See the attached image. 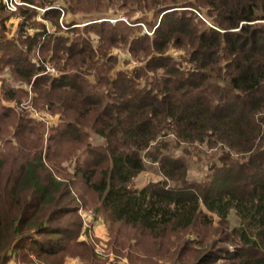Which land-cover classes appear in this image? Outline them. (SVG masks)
Instances as JSON below:
<instances>
[{"label": "trees", "instance_id": "1", "mask_svg": "<svg viewBox=\"0 0 264 264\" xmlns=\"http://www.w3.org/2000/svg\"><path fill=\"white\" fill-rule=\"evenodd\" d=\"M84 1L17 0L20 25L7 34L0 0V66L29 85L31 106L59 116L44 139L22 110L0 106V264H104L81 236L91 229L79 186L97 196L108 229L98 245L115 262L264 264V0H117L134 25L86 13ZM118 46L136 66L112 78ZM169 135L223 147L220 168L190 182L162 154ZM147 160L163 180L131 188Z\"/></svg>", "mask_w": 264, "mask_h": 264}, {"label": "rangeland", "instance_id": "2", "mask_svg": "<svg viewBox=\"0 0 264 264\" xmlns=\"http://www.w3.org/2000/svg\"><path fill=\"white\" fill-rule=\"evenodd\" d=\"M3 1V0H2ZM9 8L13 7L14 9H7L8 10V19L5 20L6 25V31L2 29V22L0 20V33L5 32L9 34H16L18 26L20 25V18L18 16V13L16 12L18 5L17 0H7ZM18 5V6H17ZM6 7V6H5ZM77 8L82 9L86 11V13H112L111 15H108V19L103 17L102 15L98 16V21H101L103 19H106L110 22H115L116 20L123 21L126 25H134L128 23V18L126 16H123L121 14H116V12H125V9L123 8V5L117 0H91V1H84L82 4H77ZM14 10V11H13ZM44 10V9H43ZM41 8H38L36 11L40 12L43 11ZM195 15L199 18L202 17L196 10L193 11ZM1 15V11H0ZM99 15V14H98ZM78 15H71L68 14L66 19L67 22L77 17ZM80 17V16H79ZM116 19H112L115 18ZM148 18H151V16H148ZM133 19H136L135 16L132 17L131 21H134ZM152 21H154V25L157 23V18H151ZM204 20V19H203ZM130 21V20H129ZM38 23H41L40 17H38L37 20ZM82 22H85L82 20ZM206 25L208 24V21H205ZM11 24V26H10ZM140 24V23H139ZM142 24V23H141ZM39 25V24H38ZM143 25V24H142ZM141 30L146 31L148 34H151V29L145 26V24L142 26ZM48 26V25H47ZM141 34H144L142 32ZM126 47L125 46H118L117 48L111 49L110 55L113 58H116V63L113 69L110 71V74L112 75V78H116V73L118 71H125L129 72L133 70L136 66L135 62L131 59V57L128 55ZM167 54L170 55L175 62L182 63L184 62V65L188 67L187 60L188 56L186 55L185 50H176L174 48L169 49L167 51ZM53 70V71H48ZM45 71L47 73H56L55 68L52 65H47L45 68ZM8 90L12 89V91L18 92L20 90L21 92H24L19 100H6L3 96L2 90ZM211 91L210 93H212ZM227 96V94L222 95ZM31 93L29 89V85L26 83L21 84L18 81H15L10 76V70H6V68H2L0 66V106L1 108L7 109H20L23 111V114L28 115V119H30V124L33 122L35 124H39L40 126L44 127V133L43 138L46 139L48 133H50L51 128L57 127L59 124V116L57 114H53L50 111L47 110H41L36 109L35 107L31 106ZM18 101L21 103L19 104ZM0 118H1V112H0ZM3 135H0V149H3L4 142H3ZM101 140H96L95 142L100 143ZM164 143L167 144V147L165 150L162 151V154L168 157L179 159L181 162L184 163L187 171V179L190 182H196V183H202L207 181L216 171V169L220 168L221 164L218 161L219 158L222 156L223 153H227L223 147H220V150L209 149L208 146L199 144V143H189V144H181L178 142L173 141V137L171 135L163 138ZM167 141V142H166ZM163 143V144H164ZM2 151V150H0ZM84 156V155H83ZM231 159L234 158L233 156H230ZM71 162L74 163V161L69 160L66 162H63L61 165H58L57 168H59L63 174L68 173V168L71 167ZM82 163V162H80ZM146 169L145 172H142L139 174L131 183V188H141L149 181H159L163 180V177L160 176L158 172V167L156 163H153L149 160H147ZM7 165H10V161H8ZM64 178L68 179V176H63ZM78 189L82 192L83 198L85 199V206L82 205L81 209L79 210V216L82 219V228L83 229H91V233H83L81 235L84 239H88L91 243H94L96 254L99 256H103L104 264H128L124 259H120L115 262L114 258L111 257L110 254L105 253V251L98 245L101 241L104 239H107V232L108 229L106 225L104 224L103 218L100 216V214L95 211V208L97 207V196L88 190H86L85 187L79 186ZM215 218V217H214ZM215 221H217V218H215ZM56 223V221L54 222ZM232 224V222H231ZM97 241V242H96ZM21 253H26L25 251H22ZM23 255V254H22ZM33 259V257H31ZM9 264H24V261L22 258L18 259H11ZM38 264V263H35Z\"/></svg>", "mask_w": 264, "mask_h": 264}, {"label": "built area", "instance_id": "3", "mask_svg": "<svg viewBox=\"0 0 264 264\" xmlns=\"http://www.w3.org/2000/svg\"><path fill=\"white\" fill-rule=\"evenodd\" d=\"M3 2H4V4H5V6H6L7 9H11V8L14 9L13 7L9 8L8 1H7V0H3ZM16 2H17V1H16ZM18 4H19V3H18ZM14 10H15V9H14ZM14 10H13V11H14ZM48 71H53V70H48ZM44 73H46V71H45Z\"/></svg>", "mask_w": 264, "mask_h": 264}]
</instances>
